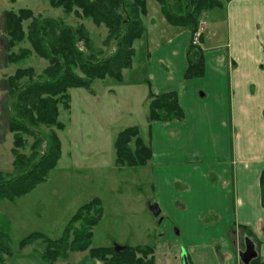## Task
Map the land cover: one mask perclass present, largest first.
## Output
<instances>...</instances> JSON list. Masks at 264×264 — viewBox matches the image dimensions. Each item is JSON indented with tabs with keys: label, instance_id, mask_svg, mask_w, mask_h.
<instances>
[{
	"label": "crops",
	"instance_id": "crops-1",
	"mask_svg": "<svg viewBox=\"0 0 264 264\" xmlns=\"http://www.w3.org/2000/svg\"><path fill=\"white\" fill-rule=\"evenodd\" d=\"M221 2L222 7L208 11V19L200 18L205 24L199 47L205 53L204 75L186 82L191 33L167 24L160 8L142 17L145 34L139 48L151 58L148 83H142L147 88L143 106H148L149 92H175L184 115L180 122H154L149 127L152 183L164 212L178 218L189 264H241V228L264 263L259 183L264 170V0ZM143 19H148L150 30ZM123 82L121 89L134 91L136 86ZM156 144L161 150H153ZM176 182L181 192L174 190ZM36 187L22 197L32 195ZM34 252L29 246L5 262L46 264ZM81 259L99 264L87 254Z\"/></svg>",
	"mask_w": 264,
	"mask_h": 264
},
{
	"label": "trees",
	"instance_id": "trees-1",
	"mask_svg": "<svg viewBox=\"0 0 264 264\" xmlns=\"http://www.w3.org/2000/svg\"><path fill=\"white\" fill-rule=\"evenodd\" d=\"M153 1L158 4L167 24L191 34L196 31L202 13L222 7V0ZM49 5L61 8L66 14L74 13L97 27L103 26L108 52L102 55V50H93V40L82 25L72 27L53 19H41L25 9L18 13L3 12L0 17V28L6 37L3 66L21 64L31 53L47 61L48 66L35 77L31 68L19 67L12 75L0 80V144L4 142L5 134L12 135L10 153L14 158L13 167L19 171L13 179L3 181L0 176V202H13L45 182L48 173L56 166L61 148L55 133L45 136L40 128L62 129L58 109L68 110L70 89L89 90L94 81L104 79L121 83L122 72L132 66L133 45L145 34L142 17L147 14V0H50ZM24 22L27 23L25 27ZM24 42L29 47L14 52ZM203 56L199 47L189 45L184 82L203 77ZM147 101L150 124L183 120L175 92L157 96L149 92ZM26 138H32L34 142L29 158L20 152L26 145ZM113 152L117 168L145 167L152 158L151 146L144 141L140 128L136 126L116 135ZM27 159L33 165L21 171ZM259 183L264 209V170ZM101 216L100 201L94 199L77 209L59 238L50 239L33 232L19 241L17 252L42 241L44 249L39 257L46 264L66 260L70 253H87L99 264H156L151 247L124 246L125 249L117 254L113 247L92 248L91 230ZM241 231L243 237L250 236L243 228ZM9 243V236L0 228V264H6L5 261L14 254ZM250 264L264 263L257 256Z\"/></svg>",
	"mask_w": 264,
	"mask_h": 264
},
{
	"label": "rangeland",
	"instance_id": "rangeland-1",
	"mask_svg": "<svg viewBox=\"0 0 264 264\" xmlns=\"http://www.w3.org/2000/svg\"><path fill=\"white\" fill-rule=\"evenodd\" d=\"M49 1L0 0V17L3 12L18 13L25 9L41 19H53L72 27L82 25L93 40V50H102V55L108 52L103 26L97 27L74 13L66 14L61 8H52ZM158 9L156 2L147 0L150 15L157 14ZM211 14L202 13V18L208 19ZM143 21L146 29L150 30L148 19ZM23 25L25 27L27 23ZM5 38L0 28V80L12 75L17 67L31 68L35 77L48 66L47 61L34 53L22 64L3 66ZM141 42L134 43L135 55L131 68L122 72V80L136 86L133 92L129 87L120 88L121 85L126 86L123 81L115 83L110 79L94 81L89 90L70 89L68 110L58 109V122L62 124V129L40 128L45 136L55 133L62 148L56 166L32 195L21 196V199L13 202H0V228L9 236V247L14 253L18 251L19 241L33 232L50 239L59 238L77 209L98 199L102 216L91 230L92 248L114 245L151 247L155 260H159L160 264H182L181 256L187 257L188 248L180 244L184 234L176 221L178 218L168 216L156 198V188L152 183L154 161L150 160L145 167L135 169L117 168L114 161L113 142L116 135L127 128H140L141 137L152 146L151 137H148V108L142 103L147 90L142 83H148L146 68H149L151 58H147L144 50L139 48ZM24 47H29L28 43L20 44L14 52ZM168 75L173 76V71L169 70ZM111 88L115 89L114 92L109 90ZM129 96L135 98L129 99ZM24 141L26 145L20 152L29 158L34 142L32 138ZM11 148L12 135L5 134L4 142L0 144V176L3 181L19 175V171L13 167ZM158 148L160 146L157 145L153 150L158 151ZM25 162L21 171L33 165L30 159ZM182 189V185L176 182L174 190L181 192ZM149 204L159 206L160 224L152 216ZM74 227L77 229L78 224ZM31 246L36 254L44 249L42 241ZM231 252L234 253L232 248ZM84 254L70 253L66 260H59L56 264H88L87 259H81Z\"/></svg>",
	"mask_w": 264,
	"mask_h": 264
},
{
	"label": "water",
	"instance_id": "water-1",
	"mask_svg": "<svg viewBox=\"0 0 264 264\" xmlns=\"http://www.w3.org/2000/svg\"><path fill=\"white\" fill-rule=\"evenodd\" d=\"M149 210L152 214V216L154 218H158L160 216V208L157 204H149ZM161 218L158 219V223L161 222ZM244 249L238 254L239 256V261L241 264H250L252 260L256 259L258 254H257V250H256V245L254 244V242L246 237L244 239ZM125 249V247L122 246H118V245H114L113 247V251L114 253H119L121 251H123ZM181 261L182 264H189L186 257L181 256Z\"/></svg>",
	"mask_w": 264,
	"mask_h": 264
},
{
	"label": "built area",
	"instance_id": "built-area-1",
	"mask_svg": "<svg viewBox=\"0 0 264 264\" xmlns=\"http://www.w3.org/2000/svg\"><path fill=\"white\" fill-rule=\"evenodd\" d=\"M200 34H201V27L198 29V31L193 36L192 43L194 45H197L198 44V39H199Z\"/></svg>",
	"mask_w": 264,
	"mask_h": 264
},
{
	"label": "flooded vegetation",
	"instance_id": "flooded-vegetation-1",
	"mask_svg": "<svg viewBox=\"0 0 264 264\" xmlns=\"http://www.w3.org/2000/svg\"><path fill=\"white\" fill-rule=\"evenodd\" d=\"M162 221V220H161ZM157 223H158V220H157ZM161 223V222H160ZM160 223H158V224H160ZM238 236H239V241H240V247H241V249H242V247H243V243H244V238H243V236L241 235V234H238ZM145 247V246H144ZM187 258V257H186Z\"/></svg>",
	"mask_w": 264,
	"mask_h": 264
}]
</instances>
